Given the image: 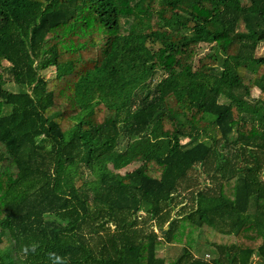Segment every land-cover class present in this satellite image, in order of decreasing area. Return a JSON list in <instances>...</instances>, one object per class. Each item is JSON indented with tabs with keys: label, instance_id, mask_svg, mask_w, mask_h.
I'll list each match as a JSON object with an SVG mask.
<instances>
[{
	"label": "trees",
	"instance_id": "1",
	"mask_svg": "<svg viewBox=\"0 0 264 264\" xmlns=\"http://www.w3.org/2000/svg\"><path fill=\"white\" fill-rule=\"evenodd\" d=\"M261 41L264 0H0V264H264Z\"/></svg>",
	"mask_w": 264,
	"mask_h": 264
},
{
	"label": "rangeland",
	"instance_id": "2",
	"mask_svg": "<svg viewBox=\"0 0 264 264\" xmlns=\"http://www.w3.org/2000/svg\"><path fill=\"white\" fill-rule=\"evenodd\" d=\"M211 47L212 46L209 43H202L200 45V48H199V54H198V56L201 57V56L206 55L211 50ZM263 52H264V41H261L260 44H259V46L257 47V53L258 54H261ZM41 73L43 75H45V76H53L55 74V71H54V68L53 67H49L48 69L41 71ZM156 79H158V76H156ZM7 87L9 89H11V90H17L18 89L17 85L13 81H10V80L7 83ZM258 94H259V89L258 88H254L253 95L254 96H257ZM185 141H187V139H184L183 140V142H185ZM121 144H122L121 145V148H124L125 145H126V139H123ZM238 163H239V165H243L244 162L242 161V159H240ZM137 164H138V162H136V163L130 165L129 167L123 169L121 172H125L126 170L132 169ZM180 194H181L180 195L181 197H180L179 200H182L183 201L184 207L185 206L191 207L192 201H191V196L188 194V191L187 192L186 191H183V193L181 192ZM182 197H185V198H182ZM175 209H178V206L175 207V208H173V214L175 212ZM143 211L144 210H142V212H141L142 215L145 214V212H143ZM155 223H156L155 220L153 222L151 221V224H153L156 227ZM142 224L144 225V228L145 229L151 228V225L150 224H147V223H142ZM162 247H163V250L167 254H169V255H176V254H178V252L181 249V247L179 245L171 246V245L165 244L164 246H161L160 248H162ZM207 249H209L207 246H203L201 252H205V250H207ZM207 253H210V252L207 251ZM205 257L209 258L206 254H205Z\"/></svg>",
	"mask_w": 264,
	"mask_h": 264
}]
</instances>
